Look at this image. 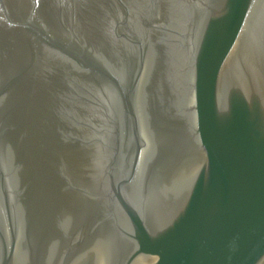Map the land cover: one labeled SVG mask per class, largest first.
Returning <instances> with one entry per match:
<instances>
[{"label": "water", "instance_id": "95a60500", "mask_svg": "<svg viewBox=\"0 0 264 264\" xmlns=\"http://www.w3.org/2000/svg\"><path fill=\"white\" fill-rule=\"evenodd\" d=\"M0 264H264V0H0Z\"/></svg>", "mask_w": 264, "mask_h": 264}]
</instances>
